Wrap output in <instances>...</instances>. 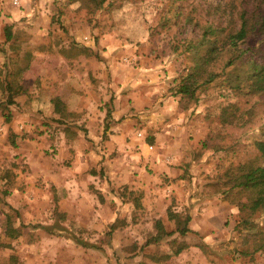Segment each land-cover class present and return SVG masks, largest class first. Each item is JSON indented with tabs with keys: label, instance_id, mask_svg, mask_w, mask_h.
<instances>
[{
	"label": "rangeland",
	"instance_id": "obj_1",
	"mask_svg": "<svg viewBox=\"0 0 264 264\" xmlns=\"http://www.w3.org/2000/svg\"><path fill=\"white\" fill-rule=\"evenodd\" d=\"M194 6L0 0V264H264V211L230 188L264 161V63L175 94Z\"/></svg>",
	"mask_w": 264,
	"mask_h": 264
},
{
	"label": "trees",
	"instance_id": "obj_2",
	"mask_svg": "<svg viewBox=\"0 0 264 264\" xmlns=\"http://www.w3.org/2000/svg\"><path fill=\"white\" fill-rule=\"evenodd\" d=\"M205 7L194 6L190 12L184 13L179 22L190 26L188 37L181 31L182 51H203L199 59L187 67V71L181 77V82L175 89V94L194 97L199 87L212 82L217 76L221 75L225 68L232 64L233 60L240 57L247 51H251L255 60L264 63V0H202ZM175 2V1H174ZM172 16L178 19L180 11L168 8ZM172 11V12H171ZM170 17H165L166 22ZM175 23L177 26L178 23ZM184 37V38H183ZM7 33V39H10ZM250 38H256L254 44L246 45ZM88 53L91 50L83 48ZM83 50V51H84ZM221 59L218 67L208 68L212 61ZM206 65V66H205ZM55 105L59 109L60 100L54 99ZM255 145L264 158V139L255 141ZM230 188H238L249 194V199L241 203L240 209H248L250 212L257 210L264 211V161L258 165L245 166L237 176ZM177 224L176 230L180 234L189 231L188 223L190 215L186 214L179 217L173 214ZM244 220H248L244 218ZM158 231L156 237H162L170 232L166 231L160 220H157ZM186 247L180 244L175 248L178 254ZM262 248L259 245L255 250Z\"/></svg>",
	"mask_w": 264,
	"mask_h": 264
},
{
	"label": "built area",
	"instance_id": "obj_3",
	"mask_svg": "<svg viewBox=\"0 0 264 264\" xmlns=\"http://www.w3.org/2000/svg\"><path fill=\"white\" fill-rule=\"evenodd\" d=\"M14 2H15V3H18V2H19V0H14Z\"/></svg>",
	"mask_w": 264,
	"mask_h": 264
}]
</instances>
